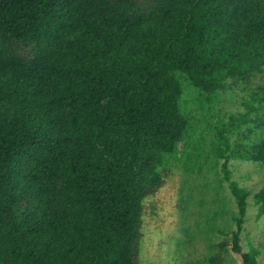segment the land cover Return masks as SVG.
I'll use <instances>...</instances> for the list:
<instances>
[{
	"label": "trees",
	"instance_id": "obj_1",
	"mask_svg": "<svg viewBox=\"0 0 264 264\" xmlns=\"http://www.w3.org/2000/svg\"><path fill=\"white\" fill-rule=\"evenodd\" d=\"M155 1L0 0V264H141L147 200L190 123L178 73L212 94L264 70V0ZM239 120L255 121L215 131L238 212L211 264L229 244L259 264L229 167ZM241 155L264 164V137ZM255 200L264 216V185Z\"/></svg>",
	"mask_w": 264,
	"mask_h": 264
},
{
	"label": "rangeland",
	"instance_id": "obj_2",
	"mask_svg": "<svg viewBox=\"0 0 264 264\" xmlns=\"http://www.w3.org/2000/svg\"><path fill=\"white\" fill-rule=\"evenodd\" d=\"M137 2L145 11L156 3ZM11 46L27 58L35 51L34 44L24 41L13 40ZM178 77L183 87L181 110L190 123L175 151L166 154L161 167L167 177L165 187L147 200L141 264H211L210 256L219 243L231 241L238 205L223 176L215 131L230 116L242 118L246 113L255 121L239 120L229 127L228 135L237 150L231 154L229 167L232 179L250 191L241 233L243 251L254 250L259 264H264V216L258 214L255 200L264 185V164L241 155L264 137V70L250 82L233 80L230 89L212 94L195 87L184 73L179 72ZM223 263L244 264L231 244L223 251Z\"/></svg>",
	"mask_w": 264,
	"mask_h": 264
}]
</instances>
